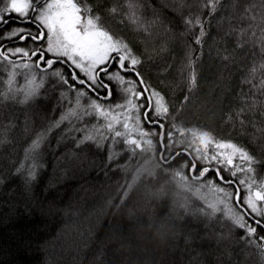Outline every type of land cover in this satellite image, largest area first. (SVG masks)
I'll return each instance as SVG.
<instances>
[{
    "label": "trees",
    "instance_id": "obj_1",
    "mask_svg": "<svg viewBox=\"0 0 264 264\" xmlns=\"http://www.w3.org/2000/svg\"><path fill=\"white\" fill-rule=\"evenodd\" d=\"M77 2L99 14L141 59L137 70L149 91L165 97L170 113L160 118L163 129L147 121L138 127L130 123L126 136L140 129L157 133L145 137L152 145L133 157L122 142L126 136L117 138L108 130L106 118L83 114L86 108L93 112L88 107L93 99L123 113L116 105L125 104L126 85L104 75L112 89V96L104 99L103 89L96 93L79 85L60 62L51 69L31 70L43 77L44 87L26 103H19L23 98L18 94L7 95L0 83V264H264V249L249 245L233 219L221 211L208 214L179 205L174 176L208 184L238 215L245 206L234 193L246 195L253 182L254 188L264 189V0H220L211 14L206 0ZM113 7L119 9L116 14L108 11ZM190 14L204 21L201 44L195 43L199 27L185 24ZM6 19L0 24V46L46 48V39H3L12 29L38 31L32 18L23 23L12 14ZM233 28L245 29L244 36L238 40ZM238 42L243 46L237 47ZM2 63L0 81L5 76ZM193 67L195 84L189 82ZM55 70L68 85L51 75ZM76 89L86 92L79 106ZM144 97L141 106L148 92ZM70 108L77 109V116L55 127ZM114 128L125 131L122 125ZM180 128L209 131L215 140L243 146L255 159V172L241 171L248 164L239 157L231 168L219 159L199 158L190 132L181 135ZM42 132L45 138L33 150ZM86 136L94 139L84 140ZM205 167L209 171L197 179ZM134 175L138 177L132 182ZM261 236L264 228L258 229L257 239Z\"/></svg>",
    "mask_w": 264,
    "mask_h": 264
},
{
    "label": "snow or ice",
    "instance_id": "obj_2",
    "mask_svg": "<svg viewBox=\"0 0 264 264\" xmlns=\"http://www.w3.org/2000/svg\"><path fill=\"white\" fill-rule=\"evenodd\" d=\"M0 2H3V0H0ZM219 2L220 0H206L204 7L209 8L211 14V12L216 11ZM108 11L110 14H116L119 9L113 7ZM12 14H16L22 20L32 18L37 25L38 31L33 33L23 28L12 29L8 35L2 37L3 39L19 40L21 42L27 41L28 39H31L33 42H41L46 39L47 44L46 48L38 47L32 50H27L22 47L4 48L0 46V62L7 64L10 69V71L5 73V77L9 83L17 75H21L23 71L31 72L33 69L40 71L51 69L55 63L61 62V58H64L63 62H70L75 69H78L86 76V79H80L77 72L72 71V80L81 86H86L92 92L98 93L100 89H103L106 93L104 99L112 96V89L110 84L105 83L101 78V73L107 77L108 81L116 80L126 85L125 92L129 96L125 104L116 105L117 108L124 110L123 113L115 112L112 108H106L98 102V99H93L88 105L93 112H89L86 108L83 112L85 116L96 115L106 118L108 120L106 125L107 129L114 131L117 138L126 136L130 128V123L133 127H138L141 121H147L153 125L158 124L161 129L164 128V124L160 123V118L167 117L170 113V108L165 97L154 90L149 91L146 81L137 70V65L142 63L141 59L133 53V50L128 44L117 38L102 23L101 16L93 13L91 7H82L77 0H7L6 6L0 8V24H6V17ZM132 15L133 22H135L137 17L135 13ZM185 24L199 27V35L195 37V43L201 44L203 42L202 38L206 35L204 21L201 20L199 15L193 17L190 14L185 17ZM231 31L238 33V40L245 33V29L243 28H233ZM242 46L238 42L237 47ZM261 51L264 52V45H262ZM49 53L53 54L56 59L46 58ZM225 59H228V57H225ZM109 64H114L117 70L113 72L108 67ZM192 65L193 61L189 60V66L191 67ZM122 73H131L135 79L126 77ZM51 75L57 77L63 85L69 84L68 79L61 71H52ZM189 82L191 84L196 83L194 67L189 75ZM0 83H3V81H0ZM27 84L30 85L27 88L22 84L16 85L15 91L20 92L23 96V99L19 103H26L38 96L40 89L44 87V80L42 76L32 75L31 79L27 81ZM69 86L74 87V85ZM76 91L78 93L76 104L79 106V97L86 95V92L80 91L79 89H76ZM145 92H148L147 103L141 106L140 100L145 98ZM8 98L15 99L14 96H9ZM184 99L188 100L189 97L185 96ZM243 111L244 109H241V112ZM153 112L155 115H152ZM134 113L135 116L133 115ZM76 116V110L70 108L68 115L62 116L55 127H58L62 121ZM114 124L117 126L122 125L125 131L117 130L114 128ZM50 130L48 129V131ZM178 131L181 135H184L186 131L190 132L194 140L199 141L200 145L204 148L203 159L209 158L208 146L214 144L216 149L223 151L213 154L210 157L212 160H217L219 157L218 162L225 163L231 168L234 166V159L239 157L248 164V167L241 169V171H247L250 174L255 172V168L253 167L255 159L243 146H239L231 140H215L209 131H202L195 128H180ZM155 135H157L156 132H146L140 129L138 133L132 132L128 134L122 142L130 148L134 157L137 150L145 145L149 147L152 145V140L145 139V137ZM160 135L163 140V131H161ZM167 135L171 137L172 132H168ZM44 138L45 133H40L37 139L33 141L32 149L39 148ZM92 139H94L92 136H86L84 138V140ZM83 142L81 141V143ZM195 170L196 166L193 165V171ZM208 171L209 169L207 167L200 170L197 179L204 177ZM232 174L233 176L236 175L235 172ZM246 183L248 182L245 180L240 181V184ZM254 183L248 184L249 190L247 191V195L241 196L238 192L234 193L237 200L245 206V210L244 214L234 216L233 220L240 229L244 230L245 236L248 238L246 242L249 245L264 249V236L257 239L258 229L264 228V211L258 207V204L264 202V189L254 188ZM216 190L218 192L224 191L223 188H217ZM210 207L212 206L210 205ZM249 220L252 222L249 223Z\"/></svg>",
    "mask_w": 264,
    "mask_h": 264
},
{
    "label": "rangeland",
    "instance_id": "obj_3",
    "mask_svg": "<svg viewBox=\"0 0 264 264\" xmlns=\"http://www.w3.org/2000/svg\"><path fill=\"white\" fill-rule=\"evenodd\" d=\"M46 44H47V41H46ZM62 59H64V58H62ZM2 65L4 66V69H5L4 70V75H5V73L10 71V69H9L7 64L2 63ZM32 75H34L33 72L23 71L22 74L17 75L11 83H9L8 80L6 79V77L3 76L2 81H3V86L6 88V94L7 95L18 94L23 98V96L20 92L15 91L16 85L22 84L25 88L29 87L30 85L27 84V81L29 79H31ZM75 110H77V109H75ZM93 126L96 129L95 125H93ZM96 131H97V129H96ZM98 133H100V132H98ZM189 135H191V133H189L188 136ZM190 137L192 140H194V138L192 136H190ZM192 145L195 146V149L197 151V153H196L197 156L199 158L203 157L204 156V148L202 145H200L199 141L194 140V143ZM219 151H223V150L216 149L214 144H210L208 146V156H209L208 159L212 160L210 157ZM217 159H219V157ZM145 165H147V164H145ZM141 169L143 170V167ZM143 171L144 172H150L151 170H149V171L143 170ZM174 176L178 180L177 184H176L177 193L175 194V199L177 200V203H179V205L183 206L185 209L189 208V209L196 210V211L199 210V211L206 212L208 214H213V213H216L217 211H221L226 217H229L231 219H233L234 216L238 215L233 210L229 201L227 199H225L222 195L215 193L214 190L208 184H205L204 182H200V181H187V180L180 177L181 174H178V176H176L174 174ZM137 177L138 176L134 175L132 178V182L135 181L137 179ZM248 190L249 189L245 188L246 192ZM210 205L212 207H210ZM258 207L262 211H264V203L263 202L258 204Z\"/></svg>",
    "mask_w": 264,
    "mask_h": 264
},
{
    "label": "flooded vegetation",
    "instance_id": "obj_4",
    "mask_svg": "<svg viewBox=\"0 0 264 264\" xmlns=\"http://www.w3.org/2000/svg\"><path fill=\"white\" fill-rule=\"evenodd\" d=\"M21 21H22V20H21ZM21 21H20V22H21ZM50 59H54V60H55L56 57H55L54 55H52V56L50 57ZM63 61H64V59L61 58V62H60V63L64 65V62H63ZM112 66L116 68V66H115L114 64H109V65H108V67H112ZM63 67H67V65H64ZM67 70H68L70 73H71L72 71H75V70L73 69V67H72L71 69H68V67H67ZM82 74H83V76L85 75L84 73H82ZM100 75H101V78L104 77V74H103V73H101ZM70 76H71V74H70ZM78 77H79V76H78ZM84 77H86V76H84ZM79 78H80V79H85V78H83V77H79ZM104 82L107 83V81H104ZM100 97H103V95H100ZM159 156L161 157V155H159Z\"/></svg>",
    "mask_w": 264,
    "mask_h": 264
},
{
    "label": "bare ground",
    "instance_id": "obj_5",
    "mask_svg": "<svg viewBox=\"0 0 264 264\" xmlns=\"http://www.w3.org/2000/svg\"><path fill=\"white\" fill-rule=\"evenodd\" d=\"M64 65H67L68 69H71L72 67H73V69H74V66L71 65L70 62H68V63H65V62H64Z\"/></svg>",
    "mask_w": 264,
    "mask_h": 264
},
{
    "label": "water",
    "instance_id": "obj_6",
    "mask_svg": "<svg viewBox=\"0 0 264 264\" xmlns=\"http://www.w3.org/2000/svg\"><path fill=\"white\" fill-rule=\"evenodd\" d=\"M29 20H22V22H28Z\"/></svg>",
    "mask_w": 264,
    "mask_h": 264
}]
</instances>
